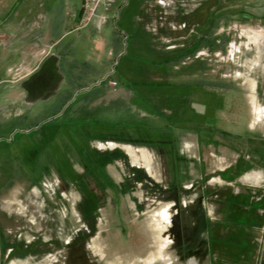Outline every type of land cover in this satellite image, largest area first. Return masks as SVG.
<instances>
[{
    "label": "rangeland",
    "instance_id": "rangeland-1",
    "mask_svg": "<svg viewBox=\"0 0 264 264\" xmlns=\"http://www.w3.org/2000/svg\"><path fill=\"white\" fill-rule=\"evenodd\" d=\"M81 6L0 0V236L45 264L198 259L221 225L228 237L248 222L244 209L230 215L226 196L249 137L264 138V0H118L101 55L91 24L87 39L67 38L45 63L69 77L93 68L84 89L57 101L62 80L37 99L8 70L21 56L15 42L36 40L56 18L78 21ZM200 30L221 48L188 58ZM167 208L160 232L154 216Z\"/></svg>",
    "mask_w": 264,
    "mask_h": 264
},
{
    "label": "crops",
    "instance_id": "crops-1",
    "mask_svg": "<svg viewBox=\"0 0 264 264\" xmlns=\"http://www.w3.org/2000/svg\"><path fill=\"white\" fill-rule=\"evenodd\" d=\"M49 1L50 0H47V3ZM62 1H64L68 7H71L74 2V0H61V2ZM73 15L76 16V14L72 13L71 16ZM52 23L53 24L50 25V31H43L44 33L36 37V40L32 39L30 42L17 40L15 42L22 48L19 62L8 68L11 74H15V71L19 72V74L14 77L13 82L15 84L25 81L29 82L28 80L45 66L51 51H53L52 49H56V52L61 56L62 52L60 47L63 46V43L67 38L75 35L78 39L82 37L87 39L88 33L82 34L83 29L75 34V28L77 26L76 19L71 22L65 21L63 23L61 19L56 18L54 21H52ZM55 26L58 27V31L54 33V35L53 29L55 30ZM102 28L98 29L96 27L97 30L93 28L89 33V37H92L93 41L95 39L94 53H97L98 55H101L107 46L104 38L99 36V32L102 30ZM1 38H4V36H1ZM233 47L234 46H231V48ZM100 58L101 57L98 56V62L101 60ZM85 64L87 63L85 62ZM50 68H52V70L55 69L54 67ZM159 74L161 73H158V75ZM164 74L167 75L165 72ZM42 97L43 95L37 96V99H41ZM259 123L263 124L264 119ZM254 129L255 125H253L252 120L251 126L247 124L246 132L248 130L253 132ZM229 134H235L234 136L242 135L239 134V132ZM249 142L252 144V146L247 150V152H250L249 157H247L248 160L246 161V159H243V161H240V163L245 162V164H239L236 162L235 174L232 175L233 178L231 179V182L238 186V189H234L231 194H233V196L236 198H240L241 202L237 204V206L233 207L231 194L228 197L226 196L227 200L225 199L228 202L226 208L229 209L230 215H238V209H244L243 211L245 212V216L247 217L248 221L247 224H244V228H241L239 225L235 234L232 236L229 232L228 237L221 236L223 232H228V227H222L221 225L220 229H217V231H219V237L217 236L213 238V240L209 239V241L206 242V247L209 252L198 254V259L194 256H191L194 257L191 259L190 256H188L185 258L187 260H183V264H264V138L259 139L249 137ZM255 175L260 177L258 181H256L255 178L246 181L244 180L246 176L254 177ZM220 179L221 178H219V180ZM222 184L224 183L222 182L220 185ZM225 227L226 229H224ZM238 229H242L243 232H238ZM211 244H214L218 247L217 250L219 253L215 254V251L214 253L211 252L213 251L211 249ZM199 245L200 244H198V246ZM19 247V242L8 243L3 237L0 236V264H5L6 261H8L7 264H45L44 260L35 259L33 256H30L31 254H26L25 256L18 255ZM22 248L26 250L29 247L25 245Z\"/></svg>",
    "mask_w": 264,
    "mask_h": 264
},
{
    "label": "flooded vegetation",
    "instance_id": "flooded-vegetation-1",
    "mask_svg": "<svg viewBox=\"0 0 264 264\" xmlns=\"http://www.w3.org/2000/svg\"><path fill=\"white\" fill-rule=\"evenodd\" d=\"M195 1H199V0H195ZM219 0H214V3L217 4ZM216 18L214 17V21H213V27L215 28L216 26ZM205 21L202 23V25L205 28L204 25ZM214 28L212 30H214ZM192 33H196V35H198V45H195L194 47H197V51L194 53H185V56H188V58L192 55V57L196 55L197 52H200L202 49H206L207 52H216L217 50H219L221 48V40L218 39V37H216L214 34V38L212 37V39L206 40L204 33L205 31H192ZM203 34V35H202ZM185 47V46H183ZM180 52V51H179ZM94 69H88V68H79V66H76L74 69V72H72V74L70 75V77L68 76V74H66L65 72H62V69H58L56 70H51V69H47V67H42L39 72H37L33 78H31L29 80V82H31L33 85L35 90L39 93L38 96H42L44 93L50 92L52 86L54 85H59L60 81H66L63 82V84L59 85V91H58V98L57 101H61V99L64 98H69L70 94L72 91L74 92H81L84 87H83V82L84 80H86L89 76H94ZM33 79V80H32ZM32 80V81H31ZM105 80V77H103L100 80V83H102ZM76 83V84H75ZM69 90L71 91L69 93ZM43 91V92H41ZM41 92V93H40Z\"/></svg>",
    "mask_w": 264,
    "mask_h": 264
},
{
    "label": "built area",
    "instance_id": "built-area-1",
    "mask_svg": "<svg viewBox=\"0 0 264 264\" xmlns=\"http://www.w3.org/2000/svg\"><path fill=\"white\" fill-rule=\"evenodd\" d=\"M117 4L118 0H82L79 15L72 16L78 19L75 30L81 31L91 24L98 29L104 27L108 20L107 13L111 12Z\"/></svg>",
    "mask_w": 264,
    "mask_h": 264
},
{
    "label": "bare ground",
    "instance_id": "bare-ground-1",
    "mask_svg": "<svg viewBox=\"0 0 264 264\" xmlns=\"http://www.w3.org/2000/svg\"><path fill=\"white\" fill-rule=\"evenodd\" d=\"M138 157H140V159H142V160L147 159V156L144 152H141ZM170 215H172L171 210H170V208H167V209L161 211V213L156 216L157 218L154 216V221H156V223H158L157 224L158 225V228H157L158 231H160V232L164 231L165 227H163L162 223L167 221L169 219Z\"/></svg>",
    "mask_w": 264,
    "mask_h": 264
},
{
    "label": "water",
    "instance_id": "water-1",
    "mask_svg": "<svg viewBox=\"0 0 264 264\" xmlns=\"http://www.w3.org/2000/svg\"><path fill=\"white\" fill-rule=\"evenodd\" d=\"M79 31L78 30H75V34L78 33Z\"/></svg>",
    "mask_w": 264,
    "mask_h": 264
}]
</instances>
